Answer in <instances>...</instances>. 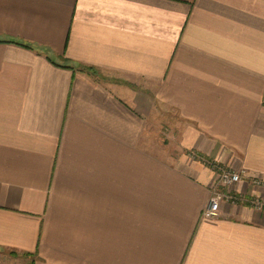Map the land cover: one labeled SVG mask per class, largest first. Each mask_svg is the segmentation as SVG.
I'll list each match as a JSON object with an SVG mask.
<instances>
[{
	"label": "crops",
	"instance_id": "crops-1",
	"mask_svg": "<svg viewBox=\"0 0 264 264\" xmlns=\"http://www.w3.org/2000/svg\"><path fill=\"white\" fill-rule=\"evenodd\" d=\"M190 151L264 199V0H0V264H264Z\"/></svg>",
	"mask_w": 264,
	"mask_h": 264
},
{
	"label": "built area",
	"instance_id": "built-area-1",
	"mask_svg": "<svg viewBox=\"0 0 264 264\" xmlns=\"http://www.w3.org/2000/svg\"><path fill=\"white\" fill-rule=\"evenodd\" d=\"M188 156L192 159L200 160L203 164L209 166L215 173V180L211 185V196L207 207L204 210V216L208 218L217 217L219 214V205L223 201L232 204L246 202L255 210H264V199L262 197L251 196L245 199L243 196L233 193L230 189L233 184L244 179L246 175L245 170L235 171L230 168L220 166L214 161L202 158L195 151H190ZM250 182L253 187L264 189V179L253 177L250 179Z\"/></svg>",
	"mask_w": 264,
	"mask_h": 264
},
{
	"label": "trees",
	"instance_id": "trees-1",
	"mask_svg": "<svg viewBox=\"0 0 264 264\" xmlns=\"http://www.w3.org/2000/svg\"><path fill=\"white\" fill-rule=\"evenodd\" d=\"M5 42L14 43V44H18V45L25 46V47H28V48H32L30 45L23 44V43L17 42V41H5Z\"/></svg>",
	"mask_w": 264,
	"mask_h": 264
}]
</instances>
